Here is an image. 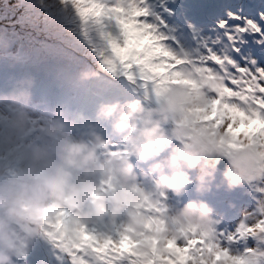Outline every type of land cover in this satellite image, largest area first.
<instances>
[{
    "label": "rangeland",
    "instance_id": "1",
    "mask_svg": "<svg viewBox=\"0 0 264 264\" xmlns=\"http://www.w3.org/2000/svg\"><path fill=\"white\" fill-rule=\"evenodd\" d=\"M208 1L187 0L186 4H190L192 8H201L207 5ZM182 2L181 0H145L144 6L148 9V14L142 18L144 22L152 26L154 35L159 38V45L165 51L171 54L174 51L180 57H184L182 50L189 46L197 49L206 47L204 42H201L200 46H194L192 41L177 35L173 27H171L172 32L169 35L180 43L182 49H176L172 43L169 44L170 50L168 47L163 46V43L171 41L165 39L167 37L166 18L162 20V16L166 15L167 11L184 13L186 6ZM238 10V5H235L233 12ZM253 16L254 14H251V17ZM168 20L172 19L169 18ZM193 33L191 37L195 36V39L198 40L199 29L194 27ZM207 35L208 33L204 32L202 36L206 37ZM110 39H121L120 30L114 20L110 21L107 18H102L99 21L96 19L84 21L71 3H63L62 0H0V72L5 70L7 76L17 82H35L41 92L42 86H46L47 94H52V97L58 102L65 105L73 103L76 106L78 116L85 115L87 119L88 116L93 115L96 122H102V115L106 114L108 109H112L114 120L120 123L129 105L137 104L140 106L141 111L127 119L126 125L130 131L121 136L118 147L115 150L110 147L106 153L105 150H96L101 164L105 166V171L113 172L115 177L117 176L114 172V162H107L108 152H118V156H113L118 161L123 159L124 155L118 149L126 148L130 150L128 156L131 161L133 158L140 160L132 152L137 143V134L142 127L151 126L154 123H160L161 127L170 136L173 135V129L181 125L189 128L194 134L206 135L220 150L219 154L227 158L229 166H231L234 154L240 150L250 149L257 155L264 157V148L256 146L251 141L244 142L243 146L233 147V138L227 131H221L215 125H210L211 115H214L217 111H223L220 100L213 101L212 94L218 92L220 93L218 97H221L225 94V91H220L217 86H212L209 81H205L203 85L209 87L210 91L205 92L197 88L190 81L193 77L191 71L188 67H185L183 76L179 78L180 82H176L173 78L172 81L162 85L157 94H154L151 81H142L138 76L134 78V81L129 80L119 67H117L115 73L108 70V66L104 61L111 53ZM208 43L211 51L217 54L226 52L217 50L214 43ZM225 46L228 47L229 44L226 43ZM225 46L224 48H226ZM241 47H243V44ZM70 48H73V50L71 51ZM197 55H200V52H197ZM243 56L236 55V61ZM255 67L264 68V62H255ZM20 72H24L21 77L19 76ZM199 72L200 69H195V73L199 74ZM48 76H52L53 83H49L51 78H48ZM175 87L186 89V101L179 106V114L170 115L168 122L164 123L161 109L165 104L166 97ZM77 89H80V91ZM201 97H203L202 101ZM60 108L57 105L55 111ZM209 108H211V114L205 111ZM19 109L28 112L29 128L25 135L14 145L5 148L0 142V185L26 174L30 161L26 159L27 151L25 147L29 142L28 137L32 130L38 128L41 131L43 125L51 123L50 121L59 124V120H73L65 116L58 117L49 112L40 113L30 107L25 108L17 104L3 102L0 104V127L8 124ZM110 121H112V118ZM30 140L33 142L32 147L38 146L48 153L46 162L53 165L60 163L59 146L66 141L84 142L89 147H98L97 142H110L105 138L98 141L94 137H89V135L66 129H62L54 136L46 135L44 132L35 142L33 138H30ZM190 140V136L173 137L171 143L165 146L162 151L143 160L145 166L154 161L150 166L156 168V171L152 170L154 175L152 180L156 182L158 191L154 190L155 184L153 182L141 179L135 173L137 179L129 181V185L134 186L136 184L135 187L138 190H146L143 198L137 202L138 207L129 205L114 221L109 216H105L98 223L86 225L101 237L113 234V226H121L128 240L133 242L136 253L141 257L148 256L157 248L162 251L170 246V243L174 242L175 239L189 233H209L213 242L220 244L221 247L228 248L232 254L244 255L250 261V264H264V233H258L255 236L248 234L249 240L244 239L243 242V237L247 234L243 236L240 234L242 226L253 223L262 214L261 210L264 209V194L258 191V182L264 181V172L261 170L264 168V163L257 166V172H254L249 179L230 189L225 178V172L227 171H221L216 166L207 168L206 156L201 157L200 162L194 168H189L184 161L178 159L180 148L186 146ZM92 143H94V146H91ZM101 145L107 146V143ZM51 154L56 155L50 156ZM150 166L145 168L150 169ZM41 167L37 165L38 169ZM72 171L73 182H79L80 178L84 177L82 172L75 169ZM177 172L187 175L189 179V183L179 196L171 191H164L155 180L157 174L161 173L162 176L170 175L169 177H171ZM98 173L101 174L102 172ZM142 175L145 177V174ZM84 178L94 180L88 175ZM94 178L97 184L93 192L94 198L101 194L118 191V187L123 185L119 177H117L119 182H116L115 178L114 181H111L112 186L108 182L104 185L97 176H94ZM108 180H112V177L109 176ZM241 188H247L244 193V200L241 201L243 204L233 199H228V201L230 204L235 205V210H243V213L229 218L223 217L224 212L222 208L219 209L224 203L222 193L228 196V191L233 192L235 189ZM260 189H264V184L261 185ZM207 192L209 193L207 194ZM161 193L167 195V199L163 200L166 211L160 213L159 222L150 227L149 212L156 208ZM173 198L176 202L172 201ZM200 199L202 201L197 202ZM190 201L196 202L197 205L204 203L208 207H215L211 209L210 221L207 225L197 228L173 224L175 212ZM129 212L143 218L144 228L142 231L137 232L128 227ZM65 214H67L71 228L78 224H85L75 219L70 209L56 206L45 209L39 226L35 223L15 224L12 233L13 249L16 247L17 240H25L27 245L22 250L16 251L18 260L13 258V261H18L16 264H20V262L21 264H36L38 258L40 264H49V260L54 256L55 258L50 264H72V259L65 252L63 244H59L56 239L45 234L47 225L54 222L58 223L57 218ZM169 226L173 227L171 233H168L171 230ZM250 239H253V242L250 246H247L246 244L251 242ZM146 242L150 246L149 250L147 253H141L139 249ZM249 249L251 251H246ZM40 250L44 251L41 253L42 255H39ZM22 254H26V256H22ZM86 259L89 260L90 264H104L103 260L91 251L87 252ZM205 259L211 264V257H205ZM113 264H129V259L121 257L115 260Z\"/></svg>",
    "mask_w": 264,
    "mask_h": 264
},
{
    "label": "snow or ice",
    "instance_id": "2",
    "mask_svg": "<svg viewBox=\"0 0 264 264\" xmlns=\"http://www.w3.org/2000/svg\"><path fill=\"white\" fill-rule=\"evenodd\" d=\"M71 3L82 20L102 18L114 20L121 39H110L111 53L104 63L108 70L122 73L133 80L138 76L142 81H151L153 92L157 94L161 86L172 81L180 82L185 64L191 63L177 58L165 51L158 43L152 26L142 19L148 14L145 0H62ZM127 5V7L125 6ZM242 8L236 12L225 9V19L218 23L220 29H227L226 36L231 43L223 54L209 50L199 68L218 73L225 82V94L212 100H220L223 111L211 115L210 125L221 131H227L233 138V147L243 146L251 141L264 148V68L240 66L236 55H245L238 47L239 37L249 32L264 37V12L258 13V19L242 14ZM235 21L236 23H230ZM238 34V36H237ZM194 83V81H193ZM211 114V108L205 110ZM118 151H124L118 150ZM264 191V189H262ZM167 195L160 194L156 208L149 212L150 227L159 222L160 213L166 211L163 200ZM253 223L243 225L240 234L264 233V209ZM58 223L47 225L46 235L63 244L65 252L71 257L72 264H90L86 259L88 251L101 258L104 264H113L121 257H127L129 264H209L205 257H211V264H250L244 255H234L228 248L213 242L209 233H189L175 239L162 251L153 250L146 257L139 256L121 226H113V234L98 236L86 224L70 227L67 214L58 217ZM231 239V238H230ZM246 251H251L246 250ZM26 256V254H22Z\"/></svg>",
    "mask_w": 264,
    "mask_h": 264
},
{
    "label": "clouds",
    "instance_id": "3",
    "mask_svg": "<svg viewBox=\"0 0 264 264\" xmlns=\"http://www.w3.org/2000/svg\"><path fill=\"white\" fill-rule=\"evenodd\" d=\"M222 84L223 82H217ZM27 99L29 94L22 93ZM203 97H201L202 101ZM186 101V89L175 87L165 99L161 109L163 122L167 123L169 116L179 114V106ZM137 104L128 107L123 119H128L140 112ZM112 109H108L106 115H111ZM29 114L19 109L12 116L10 122L0 127V142L5 148L16 144L27 132ZM126 124H118L117 128L123 129ZM46 135L54 136L62 131L63 125L45 123L43 125ZM96 140H101L98 134H93ZM190 136V142L180 148L178 159L184 161L189 168H194L201 157L216 154L215 163H219L220 150L204 135L194 134L189 128L179 126L173 129L170 136L161 127L160 123L142 127L136 137L137 143L132 152L139 159H147L158 154L165 146L171 143L173 137ZM60 163L53 165L47 163L48 153L40 148L33 147L27 152L26 159L30 166L25 175L18 179L0 185V264H12L13 261V230L15 224L39 223L46 208L51 206L70 209L75 219L85 224H95L105 216L115 220L129 205L140 201L142 193L129 192L127 188L121 187L118 191L101 194L93 197L97 187L95 180H88L86 177L92 172H105V166L101 164L96 149L89 147L84 142L66 141L59 146ZM264 163V157L257 155L253 150L244 149L236 152L231 166L225 172L229 188L240 185L249 179L257 166ZM115 164V175L122 183L127 184L134 181L137 176L133 165L128 159H121ZM37 165L42 166L37 168ZM215 166V165H213ZM73 169L84 173L79 182H73ZM110 171L105 175H110ZM189 183L188 176L181 173H174L171 177L161 176L160 187L164 191H171L179 196L184 187ZM211 209L207 204L190 201L175 212V221L182 227L205 226L210 221ZM128 227L139 232L144 228V220L140 216L128 214ZM149 244L146 242L139 251L147 253Z\"/></svg>",
    "mask_w": 264,
    "mask_h": 264
},
{
    "label": "trees",
    "instance_id": "4",
    "mask_svg": "<svg viewBox=\"0 0 264 264\" xmlns=\"http://www.w3.org/2000/svg\"><path fill=\"white\" fill-rule=\"evenodd\" d=\"M183 1L182 3L185 4L186 6V16L187 15H195V16H205L206 19L203 20V23H209L213 20L217 21L219 20L221 17H225V9H222V7L226 6V8H230L232 11H233V8L235 7V5H238V7L241 9L242 8V14L243 15H246L247 14H254L255 15V18L254 19H258V13L259 12H264V0H209L207 2V5H205L204 7H201V8H192V6L190 4H186L187 3V0H181ZM199 2H201V0H199ZM213 18V19H212ZM251 35H255V36H258L262 39V42H264V37H262L261 35L259 34H253V33H250ZM70 50L72 51L73 48H70ZM78 53V52H76ZM189 53V52H187ZM197 63V62H196ZM9 75V74H8ZM0 78H4L6 80V82L8 80L11 79V77H8L7 76V72H5V70H3L2 72H0ZM2 83L0 84V87H4L7 85V83ZM17 83H21V82H17ZM24 83H31V85L33 87H37L35 86V82H30V81H26ZM27 92L29 95V91L27 89H25V91H23L22 93H25ZM34 96H36V98L38 99L39 102H43L42 100H40L38 97H40V95H45L44 93H42L40 91V89L38 88V90H35L34 93H32ZM50 95V94H48ZM22 96V95H21ZM70 104H73V103H70ZM261 170H263L264 172V168H262ZM114 171V170H113ZM109 172L108 170L105 171V172H102L101 174L98 173V172H95L93 173V179L95 180L94 176H97L99 177L102 182L104 183V185L106 184V182H108V184L111 185V181H114V178H115V181L116 182H119V179L117 177H115L114 175H111L112 177V180H108L109 178V175H105V173ZM115 172V171H114ZM89 176H92V174L89 173ZM18 179V177L14 178V180ZM264 184V181H259L258 182V191L259 193L261 194H264V191H262V189H260L261 185ZM112 186V185H111ZM132 186V185H131ZM129 185V183L127 184H124L123 185H120L118 188H121V187H125L128 189L129 192H137L138 193H142V194H145L146 190H138L135 185L131 187ZM247 191V188H244V189H235V191H228L229 195L226 196L222 193L223 195V198H224V203L220 206V208H222V211H225V209L228 211V212H225V216H233V215H238L239 213H243V210L242 211H239V209L235 210V205L233 204H229V201L228 199L230 200H236L237 202L238 201H243L244 200V193ZM209 192H207L208 194ZM150 194V193H149ZM258 197V196H257ZM264 199V197H263ZM202 201V199H200L199 201L197 202H200ZM243 204V202H241ZM131 206H135V207H138L137 205V202L133 204H131ZM130 206V207H131ZM134 208V207H133ZM132 208V211L134 210ZM241 218V217H240ZM169 228H171V230L168 231V233H171V231L173 230L171 226H169ZM239 239V238H238ZM244 239H248V234L245 235L243 237V240L242 242L244 241ZM254 239V238H253ZM253 239H250L251 242H248L246 245L247 246H250V244L253 242ZM241 242V243H242ZM22 243V244H21ZM27 245V242L25 240H17V243H16V247H14L13 249V252H14V255H13V258L15 260H18L17 256H18V253L16 251H19V250H22V248ZM242 245V244H241ZM44 251L43 250H40L39 251V255H42L41 253H43ZM236 254H237V249H236ZM235 255V254H234ZM55 257L53 256L50 260H49V264L52 263L53 259ZM12 261V264H16L17 262L16 261ZM40 259L37 258V263L36 264H40ZM34 263V262H32ZM21 264V262H20Z\"/></svg>",
    "mask_w": 264,
    "mask_h": 264
},
{
    "label": "water",
    "instance_id": "5",
    "mask_svg": "<svg viewBox=\"0 0 264 264\" xmlns=\"http://www.w3.org/2000/svg\"><path fill=\"white\" fill-rule=\"evenodd\" d=\"M206 158H207L206 162H207V165L209 167H215L216 166L222 171H228V169L230 168L228 160L225 157L221 156L220 154H219V163H215V161L217 159L215 153H213L212 156H210V157L206 156ZM213 165H215V166H213Z\"/></svg>",
    "mask_w": 264,
    "mask_h": 264
},
{
    "label": "bare ground",
    "instance_id": "6",
    "mask_svg": "<svg viewBox=\"0 0 264 264\" xmlns=\"http://www.w3.org/2000/svg\"><path fill=\"white\" fill-rule=\"evenodd\" d=\"M48 78H49V76H48ZM6 83H7L8 87H9V89H14V90H17V91H21L22 89L25 88V86H23V85L25 84L24 82H22V83H17V82L14 81V79H10V80H8ZM49 83H53L52 78L49 79ZM77 90L80 91V89H77ZM42 93L47 94V87H46V86H43V87H42ZM47 95H48V94H47ZM48 96H50V95H48ZM103 119H105V117H103ZM105 123H108V121H105ZM224 216H225V215H223V217H224ZM233 216H234V215H233Z\"/></svg>",
    "mask_w": 264,
    "mask_h": 264
}]
</instances>
